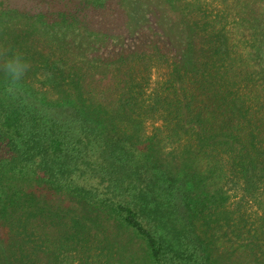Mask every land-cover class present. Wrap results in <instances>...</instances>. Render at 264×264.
Wrapping results in <instances>:
<instances>
[{
	"label": "trees",
	"instance_id": "trees-1",
	"mask_svg": "<svg viewBox=\"0 0 264 264\" xmlns=\"http://www.w3.org/2000/svg\"><path fill=\"white\" fill-rule=\"evenodd\" d=\"M131 6L0 0V45L31 65L15 99L0 71V264H244L228 233L230 256L264 264V211L250 238L240 213L264 189V0L199 9L178 53L163 32L118 47ZM37 228L55 234L35 244Z\"/></svg>",
	"mask_w": 264,
	"mask_h": 264
},
{
	"label": "rangeland",
	"instance_id": "rangeland-1",
	"mask_svg": "<svg viewBox=\"0 0 264 264\" xmlns=\"http://www.w3.org/2000/svg\"><path fill=\"white\" fill-rule=\"evenodd\" d=\"M130 1L132 4L131 11L134 17L136 18L138 24L136 23V21H134V27L131 29V32H129L128 30V35L125 37V41L122 39V41L118 40L121 43L118 44L116 43L117 45H119L118 47L123 46L122 42H125L130 44L131 46L128 47H131V50H133L135 49L134 46H136L139 41L142 42L145 39L147 41H150V37L160 36L155 34L156 32L160 34L161 32H163L169 41L170 47L168 48H170V50L173 49V51H175L176 53H178L180 50L179 30L182 28L183 33L187 35L186 27L184 24L189 23V21L195 22L196 20L199 22L200 19L198 12L199 9L206 11L204 12V16L207 17L209 16L210 18L211 16L215 15V11L218 10L219 6H221V0H171L172 7L169 9H167L168 0H130ZM261 5L262 4H258L256 7L253 6V9L258 11L261 8ZM184 6H188L187 9L183 10ZM146 18H148L150 21L146 22L145 21ZM140 27H144V29L141 30ZM9 35L11 37L13 33L9 32ZM9 35L8 33L6 34L5 38L7 41ZM51 47L57 51L59 50V48L57 49V47H54L53 45ZM113 49L115 51L118 50V48H113ZM170 50L166 51L167 55ZM169 55L172 59H175L176 57V54L174 52H170ZM162 71H163L162 68L154 69L152 71L150 82H153L161 74ZM44 75L47 76V71L44 73ZM95 79H97V74L95 75ZM40 81L41 82L39 83L44 84L41 75H40ZM39 83L37 82V84ZM233 202L235 201H232L231 204L227 206L226 208L227 214L229 215V218H231L233 214L237 217L240 213H242V217L245 221V224L247 228L250 229V232L248 234V237L250 238L253 232L252 231L253 228L257 226V223L259 222V216L261 215L262 211H264V189L255 190L252 193V195L248 197V200L245 202V204L242 205L240 213L236 212L235 206H233L232 204ZM37 225H38V221L32 219L27 222V226L29 228L37 227ZM96 230L98 231L99 234L95 233L94 230L90 227L89 234L91 237L90 240L87 243H85L86 247H93L94 237L100 240L103 238L104 235L103 232H100L97 228ZM199 230L202 231L201 228H199ZM105 231L109 240L107 241V243L103 241V244L105 243L107 245L105 251L108 252L109 242L111 241L112 232L109 230H105ZM35 233H36L35 236L31 237L29 240L30 242L33 241L35 244L40 243V241L42 240H49L53 236V234H55V232L50 228L49 229L46 228V230L37 228V231H35ZM36 236L37 239L35 238ZM114 241L117 243V246L119 245L121 247H124L123 244L127 243L126 240H123L122 236H117L113 240V242ZM223 246H225V251L223 253L224 257H233L236 260L238 258L239 261H242L244 264L252 263L253 253L251 251L250 245L242 248L240 251H238L235 254V256H230L228 254L233 247V242L230 233H228V235L225 238L224 237L222 238V241L219 245L220 251L222 252H223L222 249ZM117 249H119V251L122 250V248H117ZM105 251L103 252L104 254ZM86 252L88 253V251ZM89 253L96 254L97 251L91 250L89 251ZM138 253L139 250L136 247V245L128 243L126 244V249L125 250L123 249L122 252L119 254V256L120 258L121 257L127 258L128 255H138ZM71 256H73V254H71ZM74 260L76 261L77 259L74 258Z\"/></svg>",
	"mask_w": 264,
	"mask_h": 264
},
{
	"label": "clouds",
	"instance_id": "clouds-1",
	"mask_svg": "<svg viewBox=\"0 0 264 264\" xmlns=\"http://www.w3.org/2000/svg\"><path fill=\"white\" fill-rule=\"evenodd\" d=\"M30 67V62L22 52H13L9 47L0 45V71L6 78L4 93L10 98L15 99L23 94L21 81Z\"/></svg>",
	"mask_w": 264,
	"mask_h": 264
}]
</instances>
